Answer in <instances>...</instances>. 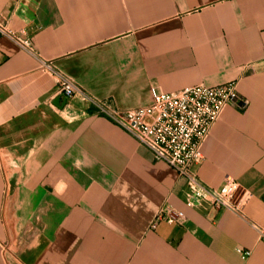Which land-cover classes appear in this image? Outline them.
<instances>
[{"label": "crops", "instance_id": "0c3cea01", "mask_svg": "<svg viewBox=\"0 0 264 264\" xmlns=\"http://www.w3.org/2000/svg\"><path fill=\"white\" fill-rule=\"evenodd\" d=\"M0 264H264V0H0ZM118 110L238 82L197 167L241 212L186 206V180L83 95ZM163 206L181 224H151ZM252 251L243 260L237 249Z\"/></svg>", "mask_w": 264, "mask_h": 264}, {"label": "built area", "instance_id": "2783aa9c", "mask_svg": "<svg viewBox=\"0 0 264 264\" xmlns=\"http://www.w3.org/2000/svg\"><path fill=\"white\" fill-rule=\"evenodd\" d=\"M0 35L6 37L22 51L37 57L34 39L26 31L16 32L9 28L0 13ZM42 72L57 79L58 91L67 98L83 95L97 114L104 115L149 149L156 162H164L180 179L186 180V206L201 208L209 203L219 209L241 212L236 199L238 184L227 178L220 188L205 184L197 173L204 161L203 148L213 127L229 106H246L247 101L238 91V82L208 87L198 85L180 92L159 94L153 104L133 110H118L110 103L94 99L74 81L59 72L52 62H43ZM185 213L163 206L151 224L156 228L161 222L181 224ZM264 243V228L254 225ZM243 260L252 256V251L237 249Z\"/></svg>", "mask_w": 264, "mask_h": 264}]
</instances>
